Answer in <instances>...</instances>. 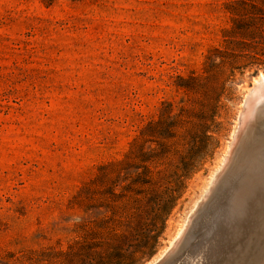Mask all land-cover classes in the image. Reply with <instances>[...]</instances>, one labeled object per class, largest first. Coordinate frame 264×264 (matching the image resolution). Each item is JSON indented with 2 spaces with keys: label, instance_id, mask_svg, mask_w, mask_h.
<instances>
[{
  "label": "rangeland",
  "instance_id": "rangeland-1",
  "mask_svg": "<svg viewBox=\"0 0 264 264\" xmlns=\"http://www.w3.org/2000/svg\"><path fill=\"white\" fill-rule=\"evenodd\" d=\"M238 7L235 0H0V264H29L75 244L87 215L79 192L104 191L119 174L118 193L136 186L141 136L151 139L147 150L161 136L148 125L176 127L173 176L161 188L166 199L181 197L140 264L168 246L205 194L247 88L264 71V21L239 18ZM240 50L245 62L233 56ZM188 159L197 168L174 183Z\"/></svg>",
  "mask_w": 264,
  "mask_h": 264
},
{
  "label": "bare ground",
  "instance_id": "bare-ground-1",
  "mask_svg": "<svg viewBox=\"0 0 264 264\" xmlns=\"http://www.w3.org/2000/svg\"><path fill=\"white\" fill-rule=\"evenodd\" d=\"M260 75L247 88L233 140L205 194L156 264H264V73Z\"/></svg>",
  "mask_w": 264,
  "mask_h": 264
},
{
  "label": "trees",
  "instance_id": "trees-1",
  "mask_svg": "<svg viewBox=\"0 0 264 264\" xmlns=\"http://www.w3.org/2000/svg\"><path fill=\"white\" fill-rule=\"evenodd\" d=\"M235 1L239 7L234 11L239 18L248 13L264 21V0ZM244 51L234 52L233 56L239 58V62H245V59H241L245 57ZM148 127L159 131L161 136L157 139L158 145L150 147V150L146 149V144L151 139L141 136L143 144L140 145L136 186L123 185V192L118 193V186L124 183L119 174L116 179L108 178L110 184L104 191L82 189L78 199L86 207L87 215L77 223L76 231L80 235L75 244L66 250L45 251L29 264H140L153 254L154 244L181 196L170 195L171 199H166L168 193L161 188L173 176L169 173V141L176 127L172 125V128L166 129V124L160 125V129ZM197 163L191 159L185 161L184 166L179 167L182 173H175L174 183H183L195 171ZM109 173L104 170L100 172V177H106ZM152 211L159 213L149 223L147 216ZM159 222L162 226H159Z\"/></svg>",
  "mask_w": 264,
  "mask_h": 264
},
{
  "label": "water",
  "instance_id": "water-1",
  "mask_svg": "<svg viewBox=\"0 0 264 264\" xmlns=\"http://www.w3.org/2000/svg\"><path fill=\"white\" fill-rule=\"evenodd\" d=\"M264 72H261V75L263 74ZM260 74H258L257 76H259ZM260 75V76H261ZM158 258V256L152 261V262H150L149 264H156V259Z\"/></svg>",
  "mask_w": 264,
  "mask_h": 264
}]
</instances>
